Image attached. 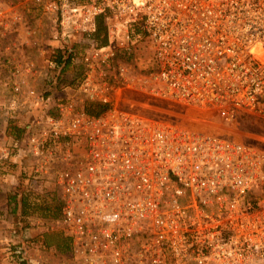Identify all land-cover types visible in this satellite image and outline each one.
I'll use <instances>...</instances> for the list:
<instances>
[{
  "label": "built area",
  "instance_id": "obj_1",
  "mask_svg": "<svg viewBox=\"0 0 264 264\" xmlns=\"http://www.w3.org/2000/svg\"><path fill=\"white\" fill-rule=\"evenodd\" d=\"M18 1L0 0V166L53 186L67 264H264V148L120 105L129 92L264 119V0H29L35 23ZM63 60L62 97L45 95ZM0 264L48 263L14 235L0 237Z\"/></svg>",
  "mask_w": 264,
  "mask_h": 264
},
{
  "label": "rangeland",
  "instance_id": "obj_2",
  "mask_svg": "<svg viewBox=\"0 0 264 264\" xmlns=\"http://www.w3.org/2000/svg\"><path fill=\"white\" fill-rule=\"evenodd\" d=\"M15 4L25 21L35 23L36 19L43 20L41 12L29 0H19ZM48 33V31H40L37 35L38 41L45 43ZM2 48L0 44V51ZM33 55L35 56L34 53ZM132 64L136 72L142 73L154 67L152 48L146 40L140 42ZM56 97H62V93L57 92ZM120 105L133 108L144 116L195 129L220 132L228 137L264 148V119L257 115L241 116L227 122L209 112L168 106L129 92L122 94ZM1 131L0 117V144L5 136ZM27 173H29L27 167L0 166V237L21 235L30 242V252L38 254L48 264H67L68 251L61 252L54 247V236H65L56 225L59 218L56 192L51 184L42 186L31 182V179L27 178ZM26 189L30 192L28 198L22 201L18 194ZM13 194H17L15 210L12 203H9Z\"/></svg>",
  "mask_w": 264,
  "mask_h": 264
},
{
  "label": "trees",
  "instance_id": "obj_3",
  "mask_svg": "<svg viewBox=\"0 0 264 264\" xmlns=\"http://www.w3.org/2000/svg\"><path fill=\"white\" fill-rule=\"evenodd\" d=\"M96 26H97V36L99 39L98 41L100 44H105L107 40H106V35H105V28L102 23V18L100 17L97 18ZM55 58L58 62L62 61L61 55L58 53ZM63 63H64L63 67L59 72L51 71L47 73L48 77L46 80H44V83L46 84L48 89L45 95H49L50 93H53L54 91L56 93L57 92V89H56L57 82L64 81L65 77H67L69 74L72 73L73 67L70 65L69 60H63ZM86 110L90 114L98 115L105 110V107L97 105V104H90L86 106ZM16 196L17 194H13L12 196H10V200H9V203H12L14 210L17 207V199H16L17 197ZM54 247L61 252L68 251L69 250V238L66 236L55 235L54 236Z\"/></svg>",
  "mask_w": 264,
  "mask_h": 264
}]
</instances>
